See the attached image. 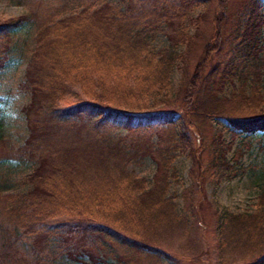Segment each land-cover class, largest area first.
<instances>
[{
    "label": "trees",
    "instance_id": "1",
    "mask_svg": "<svg viewBox=\"0 0 264 264\" xmlns=\"http://www.w3.org/2000/svg\"><path fill=\"white\" fill-rule=\"evenodd\" d=\"M116 1H106L86 15L81 12L55 21L54 12L53 17L39 13L46 0H20L30 12L0 21V76L15 64L20 33L29 26L38 29L37 47L20 84L32 96L21 108L28 124L21 144L8 137L0 106V264H46L48 259L33 250L34 242L43 243L39 250L48 251L49 262L73 257L81 239L85 252L78 253L83 258L94 259L96 250L98 259L112 258L114 262L106 261L110 264L173 261L158 241L187 225L177 219L176 205L168 194L170 152L190 146L191 141L178 132L175 112L150 106L127 109L108 101L100 82L89 80L84 72L87 60L114 65L115 61L129 62V68L152 74L144 79L159 89L167 87L176 66L186 72L195 69L187 89L190 98L180 104L183 115L203 121L211 115L225 117L234 137L241 140L264 132L263 112L253 108L250 115L248 111L238 114L243 110L235 105L239 108L233 109L236 115L225 116L219 105L224 100L219 96L223 85L236 76L253 80L254 93L260 94L256 85L264 73L260 58L264 7L260 0H227L218 8L217 24L204 12L196 14L208 0ZM52 9L58 12V7ZM158 29L166 30L171 46L150 50L149 38ZM81 76L93 88H83L78 100L61 106L60 101L81 88ZM236 95L224 102L256 99L244 90ZM110 127L133 133L125 139ZM139 129H144L143 134L158 133L163 142L153 146L138 138L134 132ZM147 157L161 172L152 184L131 169ZM12 162L33 165L24 177V183L31 186L27 191L6 193L14 181L2 168H10ZM220 162L230 170L225 159ZM258 207L249 215L228 214L221 229L222 240L230 247L225 250H235L243 264H264V189Z\"/></svg>",
    "mask_w": 264,
    "mask_h": 264
},
{
    "label": "rangeland",
    "instance_id": "2",
    "mask_svg": "<svg viewBox=\"0 0 264 264\" xmlns=\"http://www.w3.org/2000/svg\"><path fill=\"white\" fill-rule=\"evenodd\" d=\"M106 1L112 0H46L45 7L39 13L42 16L47 14L53 17L54 12L53 19L57 21L64 17L78 16L81 12L86 15ZM260 1L264 7V0ZM113 2L119 3L116 0ZM19 3H21L20 0H0V21H9L30 12L26 5ZM226 3L227 0H208L206 5L196 9V14L204 12L217 24L221 17L218 16L221 14V11L218 13V8L225 6ZM56 7L58 12L52 9ZM48 8H51V11ZM47 24H50L49 20ZM191 29L193 30V27ZM37 31V27L29 26L26 31L20 33L18 39L21 47L13 54L12 64L14 61L15 64L12 67L9 66L10 68L0 76V106L6 115V133L14 144H21L28 134L27 120L21 108L32 100V96L28 91H23L20 84L25 80L28 60L37 47ZM148 33L152 34L153 31L149 30ZM149 39L150 50H163L171 46L165 29L156 30L155 35ZM262 46L260 58L264 60V29ZM182 48L183 46L179 49ZM126 63L119 64L115 61L114 65L106 61L101 64L90 59L84 64V72L89 80L100 82L103 92L108 96L107 100L114 104L121 103L127 109L150 106L155 110L175 112L178 132L186 135L191 141L190 146L173 149L170 152L173 158L170 160L171 167L168 173V194L176 205L177 219L187 226L181 229L175 228L174 231L160 237L159 244L174 257L173 261L165 260L164 262L166 264H243L241 255L235 250H225L230 247L223 242L221 229L228 214L249 215L259 210L258 202L264 189V132L249 134L252 135L251 138L241 140L240 137H234L225 117L211 115V118L203 121L202 117L183 115L180 104L190 98L187 95V89L195 69L192 73V71H184L181 65L176 66L168 79L167 87L159 89L154 84L148 85V80H145L146 76L151 78L152 74L146 70L141 72L129 68L127 66L129 62ZM80 79H82V83H79L82 85L81 88L75 90L73 94L69 93L67 98L60 101L61 106L67 107L71 102L78 100L81 97L79 92L83 88L87 91L93 88L92 82H87L82 76ZM252 81L236 76L223 85L219 93L220 99L225 100L232 94L237 96L236 94H240L241 90H244L247 96L253 99L256 97V99L250 103L244 101L230 104L220 100L222 114L236 115L233 109L239 108L235 109V105L243 110V112L237 111L238 114L246 115L245 112L248 111L250 115L253 108L257 109V113H264V73L260 82L256 84L261 88L260 94L254 93ZM96 90L101 91L99 87H96ZM36 108L33 109L35 114ZM110 130L116 136L125 139H129L133 133L121 127H110ZM134 133L138 135V138L152 142L153 146L163 142V137L158 136V133L143 134L144 129ZM222 159H225L230 170L223 168L220 162ZM32 168L31 163L12 162L10 168L4 166L2 169L14 181V187L6 193L16 194L31 188L24 183V177L31 173ZM131 169L137 176L147 178L148 184H152L155 175L158 178L161 175L156 162L150 157L141 163L132 164ZM83 242L84 240L81 239L80 243L74 246L73 257H59L53 262H49L52 257L45 248L40 251L42 242H34L35 245L32 247L34 251L44 255L42 256L44 259H48L46 264H110L114 262L108 257L98 259L96 250H93V260L81 257L78 252L84 251V248L80 247L83 246ZM1 244L0 231V247ZM107 259H112V262H106Z\"/></svg>",
    "mask_w": 264,
    "mask_h": 264
}]
</instances>
